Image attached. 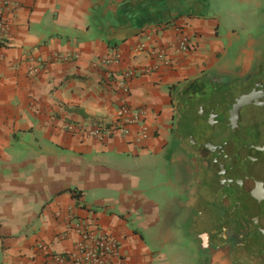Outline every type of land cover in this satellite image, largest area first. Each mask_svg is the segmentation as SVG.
Here are the masks:
<instances>
[{
    "label": "crops",
    "instance_id": "obj_1",
    "mask_svg": "<svg viewBox=\"0 0 264 264\" xmlns=\"http://www.w3.org/2000/svg\"><path fill=\"white\" fill-rule=\"evenodd\" d=\"M8 2L0 35V264H53L79 240L76 223L117 242L110 264H225L219 249L207 251L209 217H196L198 177L175 147V98L211 70L244 73L253 41L219 32L214 0ZM182 34L184 53L175 51ZM140 43L164 51L168 64L136 74L123 97L93 64L114 51L119 58L107 68L114 76L150 65L134 49ZM138 110L142 119L125 124L126 133L87 136Z\"/></svg>",
    "mask_w": 264,
    "mask_h": 264
},
{
    "label": "flooded vegetation",
    "instance_id": "obj_2",
    "mask_svg": "<svg viewBox=\"0 0 264 264\" xmlns=\"http://www.w3.org/2000/svg\"><path fill=\"white\" fill-rule=\"evenodd\" d=\"M250 48L252 55L244 73L239 69L211 70L204 80L185 85L175 98L178 111L175 147L186 152L198 177L193 199L202 210L196 212V217H209L207 251L219 249L225 264H264V235L234 210L237 206L234 190L227 180L241 179L243 171L234 166L220 175V166H225L224 146L232 139L231 131L222 123L210 126L196 122L195 107L215 95L236 98L247 93L256 100V105L264 107V36H258ZM199 243L202 244L200 240Z\"/></svg>",
    "mask_w": 264,
    "mask_h": 264
},
{
    "label": "water",
    "instance_id": "obj_3",
    "mask_svg": "<svg viewBox=\"0 0 264 264\" xmlns=\"http://www.w3.org/2000/svg\"><path fill=\"white\" fill-rule=\"evenodd\" d=\"M195 113L196 122L222 123L231 131L220 175L234 166L243 171L241 179L227 180L234 190V210L264 235V107L256 105L249 93L236 98L220 94L198 104Z\"/></svg>",
    "mask_w": 264,
    "mask_h": 264
},
{
    "label": "built area",
    "instance_id": "obj_4",
    "mask_svg": "<svg viewBox=\"0 0 264 264\" xmlns=\"http://www.w3.org/2000/svg\"><path fill=\"white\" fill-rule=\"evenodd\" d=\"M9 5L8 0H0V35H4L7 31V25L2 18L3 9ZM189 47V36L182 34L177 40L176 52H186ZM135 51L144 52L145 56L151 59L150 65L135 68L127 67L117 76L112 75L107 68L115 63L119 56L112 51L108 55L97 60L93 65L103 71L106 82H109L118 93L125 97L128 94L127 82L134 78L136 74H146L156 71L161 65H167L168 61L164 51L147 46L146 43H140L135 46ZM127 110L120 108L119 115H123ZM143 117L141 110L130 112V120L117 123V121L108 127H95L87 132L90 138H98L101 135H110L114 132L126 133L125 124H133L139 122ZM69 128V127H68ZM75 231L79 240L74 248L65 254H55L52 257L53 264H110L114 258L118 256V244L109 235L103 231L93 228L88 230L84 225L76 223Z\"/></svg>",
    "mask_w": 264,
    "mask_h": 264
},
{
    "label": "rangeland",
    "instance_id": "obj_5",
    "mask_svg": "<svg viewBox=\"0 0 264 264\" xmlns=\"http://www.w3.org/2000/svg\"><path fill=\"white\" fill-rule=\"evenodd\" d=\"M210 14L219 23L221 34L229 28L253 42L264 36V0H214Z\"/></svg>",
    "mask_w": 264,
    "mask_h": 264
},
{
    "label": "trees",
    "instance_id": "obj_6",
    "mask_svg": "<svg viewBox=\"0 0 264 264\" xmlns=\"http://www.w3.org/2000/svg\"><path fill=\"white\" fill-rule=\"evenodd\" d=\"M75 195V194H74ZM76 196V195H75Z\"/></svg>",
    "mask_w": 264,
    "mask_h": 264
}]
</instances>
